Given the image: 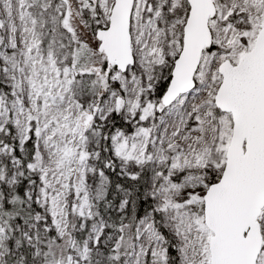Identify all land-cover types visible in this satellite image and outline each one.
I'll use <instances>...</instances> for the list:
<instances>
[{
	"label": "snow or ice",
	"instance_id": "1",
	"mask_svg": "<svg viewBox=\"0 0 264 264\" xmlns=\"http://www.w3.org/2000/svg\"><path fill=\"white\" fill-rule=\"evenodd\" d=\"M0 264H264V0H0Z\"/></svg>",
	"mask_w": 264,
	"mask_h": 264
}]
</instances>
